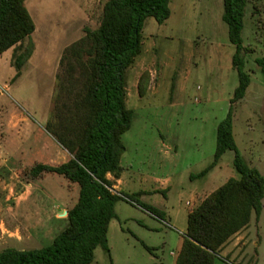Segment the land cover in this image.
I'll return each mask as SVG.
<instances>
[{"label":"rangeland","instance_id":"obj_1","mask_svg":"<svg viewBox=\"0 0 264 264\" xmlns=\"http://www.w3.org/2000/svg\"><path fill=\"white\" fill-rule=\"evenodd\" d=\"M107 0H27L36 31L25 45L33 55L19 71L15 50L0 56V252L50 246L68 225L66 212L79 188L61 176L35 179L38 163L71 158L47 130L58 94L57 75L64 51L100 26ZM163 25L149 18L143 52L128 70V108L135 118L122 141L119 192L165 214L157 219L142 208L120 202L110 225V254L95 252L92 264H176L189 214L231 178H238L235 152L228 151L206 177L192 180L215 159L218 127L231 109L239 86L233 68L236 48L223 21L224 0H171ZM245 71L252 84L234 108V137L250 166L264 176V0L246 10ZM150 74L146 96L139 83ZM229 242L218 264H264V201L260 220ZM231 251L232 254L228 255Z\"/></svg>","mask_w":264,"mask_h":264},{"label":"trees","instance_id":"obj_2","mask_svg":"<svg viewBox=\"0 0 264 264\" xmlns=\"http://www.w3.org/2000/svg\"><path fill=\"white\" fill-rule=\"evenodd\" d=\"M27 0H0V56L11 49L14 66L21 71L33 55L25 43L36 31L26 7ZM250 0H224L223 21L235 46L233 68L239 86L231 100L228 117L220 123L214 162L191 179L206 177L218 167L228 151L235 152L238 178L229 179L189 214L187 233L176 264H216L219 253L230 240L248 228L263 211L264 176L240 153L234 137V108L247 95L252 84L245 71L244 45L246 10ZM171 0H107L100 26L63 53L57 75L58 94L47 130L69 152L71 158L58 165L38 163L31 170L35 179L61 176L79 188V197L68 210V227L53 243L42 249L0 252V264H92L95 252L110 254L109 230L117 219L120 202L136 205L153 217L164 220L159 209L143 204L135 196L116 191L124 168L126 152L123 136L132 128L135 113L128 108L127 73L143 52V30L149 18L160 25L171 17ZM256 63L264 75V57ZM150 74L139 83V95L146 96ZM111 175L112 179L108 176Z\"/></svg>","mask_w":264,"mask_h":264},{"label":"crops","instance_id":"obj_3","mask_svg":"<svg viewBox=\"0 0 264 264\" xmlns=\"http://www.w3.org/2000/svg\"><path fill=\"white\" fill-rule=\"evenodd\" d=\"M123 174H124V173H123ZM108 178H109V179H112V176L109 175ZM122 184H123V175H122L121 180H119V181L117 182V185L115 186L116 191L119 192V187H120ZM253 219H254V218H253ZM255 219H256V218H255ZM253 221H254V220H252V223H253ZM239 234H240V233H239ZM239 234H238V235H239ZM236 236H237V235H236ZM236 236H235V237H236ZM235 237H233V238H235ZM233 238H232L231 240H233ZM231 240H230V241H231ZM228 244H229V243H228ZM228 244H227V245H228ZM182 245H183V243H182ZM227 245H226L223 249H225V248L227 249ZM181 248H182V246H181ZM223 249H222V251H223ZM180 251H181V249H180ZM180 251H179V253H180ZM232 252H233V251H231L228 255L232 254ZM179 253H178V255H179ZM178 255L176 256V261H177ZM216 264H218V262H217ZM220 264H221V263H220Z\"/></svg>","mask_w":264,"mask_h":264},{"label":"water","instance_id":"obj_4","mask_svg":"<svg viewBox=\"0 0 264 264\" xmlns=\"http://www.w3.org/2000/svg\"><path fill=\"white\" fill-rule=\"evenodd\" d=\"M66 214H68V212H66Z\"/></svg>","mask_w":264,"mask_h":264}]
</instances>
